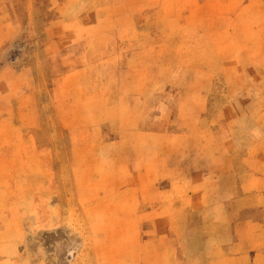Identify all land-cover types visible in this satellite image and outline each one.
Returning a JSON list of instances; mask_svg holds the SVG:
<instances>
[{"label": "rangeland", "instance_id": "obj_1", "mask_svg": "<svg viewBox=\"0 0 264 264\" xmlns=\"http://www.w3.org/2000/svg\"><path fill=\"white\" fill-rule=\"evenodd\" d=\"M258 14L0 0L6 264H264Z\"/></svg>", "mask_w": 264, "mask_h": 264}, {"label": "crops", "instance_id": "obj_2", "mask_svg": "<svg viewBox=\"0 0 264 264\" xmlns=\"http://www.w3.org/2000/svg\"><path fill=\"white\" fill-rule=\"evenodd\" d=\"M204 4L208 9H212V10L218 9V13H220V9H230V8H240V9H244V10L254 9L255 12H259L258 16L257 17L255 16L254 20H259V22H260L259 26L262 25L261 20H262V17H264V0H204ZM209 12H211V11L208 10V12L206 13V16H207L206 22H208V23L211 20ZM224 15H227V14H224ZM227 17L229 18V15H227ZM195 23H197V22H195ZM216 23L225 25L227 23V19L223 17L221 20H216ZM215 29H216V31L214 30V27L212 26V36H213L219 50H221L220 53L225 54L226 49H228V45H227V47H225V43L223 41L227 40V39L224 37L222 32H223V30L228 31V29L224 28V26H220V25H219V27H217ZM257 31L258 32L261 31L262 33H261L260 37L264 38V31H262L261 28L257 29ZM146 69H147L146 65L141 67L142 71H144ZM130 114H132V112H130ZM6 134H8V133H6V131H4L3 129H0V149H3L2 152H0V166H3V167H0L1 173H3L2 171H4V169H5L4 163H2L3 158H4L2 155H3V153H5V151H7L6 143H4V139H5L4 136H6ZM2 135H3V137H2ZM12 163L14 166L13 170H16V164L14 162H12ZM4 179H6V176L0 175V180H4ZM245 222H248V221L245 220ZM254 223L259 224L258 227L264 228V219H261L259 222H254ZM4 224L5 223L3 222L2 226ZM3 227H1V229H3ZM13 246L18 247L19 245L14 244ZM4 248H6V241H5V239H0V264H6L7 261H10V259L7 260V258L5 256Z\"/></svg>", "mask_w": 264, "mask_h": 264}]
</instances>
